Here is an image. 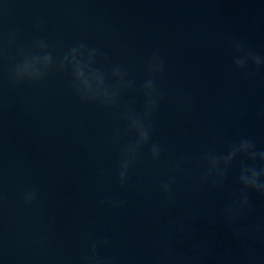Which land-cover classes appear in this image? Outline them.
I'll return each instance as SVG.
<instances>
[{
	"label": "water",
	"instance_id": "1",
	"mask_svg": "<svg viewBox=\"0 0 264 264\" xmlns=\"http://www.w3.org/2000/svg\"><path fill=\"white\" fill-rule=\"evenodd\" d=\"M11 32L16 44L0 62V264H83L90 241L104 239L110 244L99 253L110 264H264V198L249 193L239 238L222 216L240 187L238 164L222 192L199 183L204 152L222 154L241 138L264 150V70L237 72L229 45L241 39L264 55V0H0V41ZM37 39L54 55L81 41L100 48L125 66L136 90L117 111L82 104L67 74L11 85L18 47ZM154 51L166 63L152 137L162 156L153 161L145 148L122 190L119 153L135 137L121 113L142 112ZM185 158L190 177L174 173ZM174 174L170 208L160 183ZM33 188L38 204L26 206L22 194ZM110 200L127 204L113 209Z\"/></svg>",
	"mask_w": 264,
	"mask_h": 264
},
{
	"label": "clouds",
	"instance_id": "2",
	"mask_svg": "<svg viewBox=\"0 0 264 264\" xmlns=\"http://www.w3.org/2000/svg\"><path fill=\"white\" fill-rule=\"evenodd\" d=\"M43 31V25L40 26ZM17 41V34L11 32L6 42L0 41V62L8 59L7 49ZM229 45L233 52L232 62L237 72L247 73L249 67L257 71L264 70V55L249 48L241 39L232 38ZM55 50L45 39H37L27 47L17 49V58L8 71V82L20 87L24 85H43L52 73L67 74L70 76V87L80 102L85 105H98L104 109L119 111L121 97L125 93L136 90L135 81L129 78L125 66L113 64L109 57L98 47L89 46L81 41L66 51L55 54ZM101 64L106 65L102 67ZM166 70V63L159 51H154L145 65L147 77L140 91L143 95L142 112L128 108L121 113L126 125L125 131L134 135L132 143L123 144L118 159L117 179L122 190L129 187L130 173L139 157L147 148L153 161H159L162 148L158 142H153V118L157 115L166 93L158 87L157 77L162 76ZM250 74V73H249ZM121 130L114 129L112 142L119 144ZM201 160L206 164V171L201 175L199 183L210 185L217 191H224L227 187L229 174L238 164L239 190L231 201L223 208L222 216L231 226L235 237H240L238 225L246 218L253 208L249 198L250 192L259 194L264 198V150H258L255 142L248 138L231 143L226 151L217 154L214 151L204 152ZM187 158L176 162L174 173L190 177ZM160 183V190L165 197L168 207H175L176 175ZM26 206L38 204L39 193L33 188L22 194ZM5 196L0 192V207L3 206ZM111 208H124L125 200L106 201ZM257 231L264 232V225L257 226ZM44 242L41 241V244ZM110 241L92 240L89 243V253L83 259V264H110V261L99 253L100 247H108Z\"/></svg>",
	"mask_w": 264,
	"mask_h": 264
}]
</instances>
